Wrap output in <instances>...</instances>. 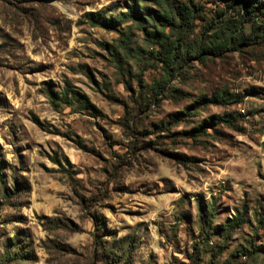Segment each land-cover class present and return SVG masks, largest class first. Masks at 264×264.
<instances>
[{"label":"rangeland","instance_id":"1","mask_svg":"<svg viewBox=\"0 0 264 264\" xmlns=\"http://www.w3.org/2000/svg\"><path fill=\"white\" fill-rule=\"evenodd\" d=\"M162 1L0 0V264H264V17L254 13L249 43L190 60L152 97L162 70L141 19L87 14L160 12ZM165 1L206 18L225 2ZM65 87L81 102L55 105L47 89ZM222 90L226 101L171 122ZM211 114L231 124L186 134Z\"/></svg>","mask_w":264,"mask_h":264},{"label":"trees","instance_id":"2","mask_svg":"<svg viewBox=\"0 0 264 264\" xmlns=\"http://www.w3.org/2000/svg\"><path fill=\"white\" fill-rule=\"evenodd\" d=\"M254 0H225L224 6L220 7L216 11L215 18L213 16L204 17L201 13V8L193 2L188 3H169L167 1L160 2L161 11H156L144 5L141 10L137 11L139 14H134L135 11L129 13H121L119 16L108 18L104 13H92L87 14L88 19L98 25H113L116 21H125L126 17H132L133 19H141L138 25L143 28L145 37L150 39L156 46L149 52V56L153 61L160 64L162 70L160 78L151 86L152 97H156L162 90H166L168 83L177 75H184V67L190 60L204 61L208 57L220 56L225 50L234 49L241 43H249L254 34L260 26L256 25V21L253 17L257 15L264 17V7L255 5ZM237 6L242 7L244 13H237L239 16L236 19H230L227 16L226 8L236 9ZM240 9V8H239ZM148 22V26L145 24V17ZM126 16V17H125ZM249 16V17H248ZM201 20L202 22H197ZM263 23L264 20H261ZM142 24V25H141ZM249 24V33H242L240 25ZM146 26V27H145ZM199 30L196 31V28ZM116 53V51L114 50ZM137 81L139 91L143 87L142 73L137 74ZM170 87V86H169ZM51 100L56 105L58 102H54L57 99L59 102L69 105L72 101L81 102L82 96L78 91L68 89L65 87L61 94L53 92L51 89H47ZM228 94L225 91L215 92L210 95L201 94L195 100L185 105L184 109L180 112H175L171 116V122L177 123L185 116L191 115L196 112V109L209 105L220 104L226 101ZM87 105V102H84ZM219 122L231 124V121L218 114H211L203 118L199 124L194 125L188 129L186 134L192 136H198L205 133L208 127L215 126ZM203 218L208 215L212 219L214 214V206L211 204L209 207H200ZM254 215H260L257 211ZM245 220V211L237 212L235 216H232L226 220L225 228L226 232L230 233L233 229L239 227ZM259 220L257 228L259 229ZM257 229H255L256 231ZM251 247L254 248L255 244L252 240Z\"/></svg>","mask_w":264,"mask_h":264}]
</instances>
